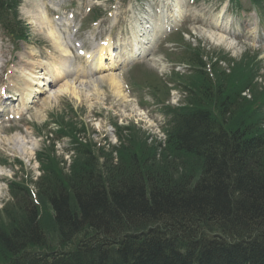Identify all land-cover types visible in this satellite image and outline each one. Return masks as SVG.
I'll use <instances>...</instances> for the list:
<instances>
[{
	"label": "trees",
	"instance_id": "trees-1",
	"mask_svg": "<svg viewBox=\"0 0 264 264\" xmlns=\"http://www.w3.org/2000/svg\"><path fill=\"white\" fill-rule=\"evenodd\" d=\"M262 1L252 0L259 7ZM17 5L0 0V24L24 39ZM185 45L190 73L175 74L185 103L164 107L170 117L164 148L143 151L135 127H116L119 145L99 170L100 150L95 157V145L79 141L81 129L62 123L76 159L64 175L41 156L43 177L34 193L25 181L9 184L16 204L5 207L0 221V264H264L257 57L229 61L228 72L213 64L212 75L211 58Z\"/></svg>",
	"mask_w": 264,
	"mask_h": 264
},
{
	"label": "rangeland",
	"instance_id": "rangeland-1",
	"mask_svg": "<svg viewBox=\"0 0 264 264\" xmlns=\"http://www.w3.org/2000/svg\"><path fill=\"white\" fill-rule=\"evenodd\" d=\"M20 1L19 17L27 26L29 40L15 44L0 33V90H6V94L16 99L15 102L10 103L12 106L10 109L7 108L5 112L0 113V221L5 222L6 213L3 211L5 207L10 208L16 204L12 201L13 198L6 187L8 181L24 180L35 192V183L39 179L36 153L43 150L42 156L53 160L52 164L62 166L61 171L64 175L69 173L76 159L70 160L65 157L63 149L66 140L58 142L53 147L48 129L43 127L53 113L63 115L67 121L65 127H73L75 123L74 130L81 129L78 135L79 141L86 138L102 147L100 158H97L99 170L102 169L100 164L104 163L112 147L118 145L114 134V124L135 127L133 134L136 133L142 138L140 143L143 144V151L148 152L152 146L158 147L161 141H156L154 137L162 139L158 127L164 123V117L159 106L152 104V99L160 98L165 104L171 105L185 103V93L181 86L183 82L180 77H178L179 81L172 73L178 71L183 76L190 73L191 69L184 67L178 60L180 58L178 55L184 51L186 43H191L193 47L199 46L201 51L211 58L212 65L215 59L220 60L216 65L225 70L230 67V62L237 63L245 55L256 56L259 71L253 86L257 90L254 93L264 91V7L258 10L252 6V0H237L238 8L236 4H233L235 0H163L164 5L169 1H177L181 4L186 11V18L177 28V33L155 44L152 54L143 60L142 64L131 69L119 65L83 77L70 72L66 78L54 82L52 86H48V83L52 81L56 70L61 71L66 66L70 69L76 67L87 69L84 59H81L82 56L75 55L71 44L73 48L77 44L82 51L96 50L95 48L101 46L105 37L96 36L95 42L91 44L92 34L110 33L111 31H106L108 25L119 20L122 27L109 36L116 44L123 40L126 42L125 45H120L118 50L130 49L125 31L131 12L150 20L158 15L160 1L128 0L125 2L121 0V3L116 1L114 4L106 0ZM95 5L101 6L108 12L112 9V13L110 16L108 12L105 13L103 23L101 21L83 31L76 29L89 10L90 13L92 12ZM261 5L264 6V0ZM221 14L220 20L215 21V18ZM68 16L74 18L72 22H69L71 27L66 34L64 28L67 22L63 18ZM42 17L50 19L53 31L57 29L61 33L63 49L66 51L65 57L62 58L54 53L55 42L48 38L50 29L42 23ZM89 22L90 17H86L83 21L84 25H89ZM213 23L216 25L213 26ZM47 26L50 27L49 24ZM75 29L77 32L71 41V34ZM221 58H225L226 61H221ZM212 59H214L213 62ZM30 66L36 69L32 70ZM29 70L35 73L36 84L39 80L38 82L46 86L43 87V93L36 95L38 101L35 104L24 107L21 98L17 96L19 94L15 92L19 91L16 85L21 87L22 82L32 83L33 79L27 77L30 74ZM114 79L121 87L119 95L114 92V86L110 85V80ZM93 80L96 81V88L91 83ZM145 84L153 88L152 92L145 90L148 89ZM75 86H78L76 96L72 95ZM65 90L69 92L59 97L57 101L45 105L53 94L59 91L65 92ZM242 97L252 100V93L245 92ZM45 137H48V143H45ZM163 148L161 144V149ZM98 153L94 152L95 157H98ZM112 156L114 157V153ZM118 157L119 154H116V158ZM16 161L22 163V167L15 166ZM6 162L7 164L3 166ZM47 163L46 160L44 167L48 165ZM41 200L39 210L45 213L49 211V208L45 201L41 202Z\"/></svg>",
	"mask_w": 264,
	"mask_h": 264
},
{
	"label": "bare ground",
	"instance_id": "bare-ground-1",
	"mask_svg": "<svg viewBox=\"0 0 264 264\" xmlns=\"http://www.w3.org/2000/svg\"><path fill=\"white\" fill-rule=\"evenodd\" d=\"M180 14H181L180 5L177 1H174L173 4L167 3L165 14H161V15H165L164 16L165 19L159 18L158 22L156 23H153L155 20H152L149 25L145 24L141 26L137 22H134L131 28V37L133 39V49H132L133 53H131L127 58L132 56L133 57L136 56L137 58V56H142L143 54H145V52L150 49L151 43L154 40V36L159 32H161L164 27H168L170 25L173 26L172 24L175 21H178ZM217 19H219V16L217 17ZM46 20L47 19L43 18L42 23H45L46 27L50 29L48 38L51 39L53 42H55V45L53 46V51L55 54H58L63 58L66 51L63 49L61 33L55 30L53 31L51 20L50 19H48L47 21ZM47 24H49L50 27H48ZM65 33H67L66 30ZM97 53H98L97 56H93L92 53L85 54L86 62L89 64L91 63L96 70H99L101 68V65H103L104 63L105 64L108 63L106 62V59H104V56H106L109 59V61H111V64L114 63L113 62L114 57L112 56L111 42L109 40L106 42V45H103V47H100L98 49ZM61 62L63 63L62 60ZM24 63H26V61ZM31 65H33V63ZM27 66H29V64H27ZM30 67L32 68V70L36 69L34 68V66H30ZM29 71L30 74L27 77L32 78L33 81L32 83L22 82V89H20L19 92V95L22 98V103L24 104H27L32 98H34L35 95L41 93L40 91H42L44 87L40 82H38L39 80L37 81L38 84L34 82V80H37V78L34 77L35 73L31 70ZM85 73H86L85 71L77 72L78 75H84ZM68 74H69L68 70L65 72H60L56 70L53 75V78L57 79V78L65 77L68 76ZM91 83L94 84L93 86L94 88L97 87L96 81L93 80V82ZM110 85L111 87L114 86V92L116 94L119 95L121 93V87L119 86L118 81H116L115 79L110 80ZM34 86L36 89L34 88ZM68 92H69L68 90H65V92L59 91L58 93L50 97L49 101L45 105H49L50 103L57 101L59 97H62ZM76 94H78V86H75L74 89L72 90V95L76 96Z\"/></svg>",
	"mask_w": 264,
	"mask_h": 264
}]
</instances>
